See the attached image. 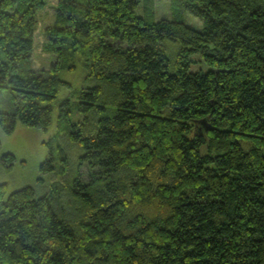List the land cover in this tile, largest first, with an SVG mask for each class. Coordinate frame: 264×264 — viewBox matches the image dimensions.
<instances>
[{"label": "trees", "instance_id": "trees-1", "mask_svg": "<svg viewBox=\"0 0 264 264\" xmlns=\"http://www.w3.org/2000/svg\"><path fill=\"white\" fill-rule=\"evenodd\" d=\"M170 1L156 22L155 0H58L39 70L48 0H0L6 134L49 130L63 72L87 84L60 106L76 176L50 155L43 194L0 184V264H264V0Z\"/></svg>", "mask_w": 264, "mask_h": 264}, {"label": "rangeland", "instance_id": "rangeland-1", "mask_svg": "<svg viewBox=\"0 0 264 264\" xmlns=\"http://www.w3.org/2000/svg\"><path fill=\"white\" fill-rule=\"evenodd\" d=\"M58 0H48L46 9L39 15V24L35 36V53L33 65L36 69H49L52 63L51 57L43 51L45 28L55 21V13ZM155 21L172 19L173 10L170 0H155ZM143 16V8L138 11ZM182 15L186 23L193 28H202L200 21L186 12ZM178 47L174 50L176 52ZM192 72H208L210 68L202 61L201 57H192ZM86 74L79 67L76 72H63L61 78L64 82L72 85V88L62 89L54 104L53 124L48 131L28 128L20 123L17 124L13 134H6L0 128V184H7L8 194H12L26 187H33L39 195L46 192L51 186L52 173L41 175V166L53 156L56 175L62 174L63 179L75 177L79 169V160L82 150L76 149L69 141L67 128L71 124H77L83 120V114H74L70 118L71 123L60 119V106L70 97V91L81 89L87 84ZM11 155L15 158L13 166L7 168L2 162V157ZM61 177V176H60ZM66 182V181H65Z\"/></svg>", "mask_w": 264, "mask_h": 264}]
</instances>
